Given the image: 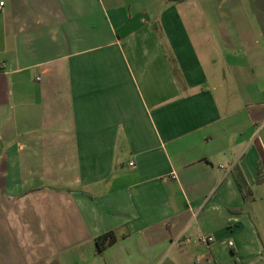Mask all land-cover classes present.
Returning <instances> with one entry per match:
<instances>
[{
	"label": "crops",
	"instance_id": "obj_1",
	"mask_svg": "<svg viewBox=\"0 0 264 264\" xmlns=\"http://www.w3.org/2000/svg\"><path fill=\"white\" fill-rule=\"evenodd\" d=\"M0 2V264H264V0Z\"/></svg>",
	"mask_w": 264,
	"mask_h": 264
},
{
	"label": "trees",
	"instance_id": "obj_2",
	"mask_svg": "<svg viewBox=\"0 0 264 264\" xmlns=\"http://www.w3.org/2000/svg\"><path fill=\"white\" fill-rule=\"evenodd\" d=\"M116 242V237L113 233H107L96 239V253L100 254L106 250L107 246Z\"/></svg>",
	"mask_w": 264,
	"mask_h": 264
},
{
	"label": "built area",
	"instance_id": "obj_3",
	"mask_svg": "<svg viewBox=\"0 0 264 264\" xmlns=\"http://www.w3.org/2000/svg\"><path fill=\"white\" fill-rule=\"evenodd\" d=\"M3 7H4V2H0V12L2 11ZM130 165H132V164H130ZM235 166H236V162H233L227 166H220V168L225 170L227 173H230L235 169ZM213 241H214V239L212 237H208V236H201L199 238V243L202 245H209ZM230 246H232V243H230Z\"/></svg>",
	"mask_w": 264,
	"mask_h": 264
}]
</instances>
